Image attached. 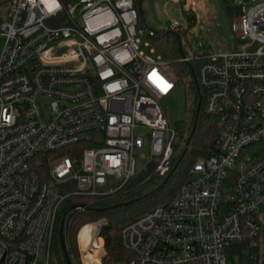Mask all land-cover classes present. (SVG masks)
I'll return each mask as SVG.
<instances>
[{
    "label": "built area",
    "instance_id": "obj_1",
    "mask_svg": "<svg viewBox=\"0 0 264 264\" xmlns=\"http://www.w3.org/2000/svg\"><path fill=\"white\" fill-rule=\"evenodd\" d=\"M249 2L231 27L238 42L230 52L177 59L196 63L216 135L170 203L121 227L131 257L122 264H264V0ZM184 6L195 19L194 2ZM142 23L134 0L7 1L0 264H50L66 202L116 193L149 165L168 175L176 132L161 101L176 84L153 56L156 32ZM181 31L172 22L159 33ZM107 225L101 218L80 228L71 264H103ZM100 249L101 258H84Z\"/></svg>",
    "mask_w": 264,
    "mask_h": 264
},
{
    "label": "trees",
    "instance_id": "obj_2",
    "mask_svg": "<svg viewBox=\"0 0 264 264\" xmlns=\"http://www.w3.org/2000/svg\"><path fill=\"white\" fill-rule=\"evenodd\" d=\"M140 1V0H139ZM138 3H135L137 8L138 20L142 21L138 9ZM187 28L194 24L193 21H186ZM158 39L155 41V51L164 59L177 60L180 55L177 51V46L174 37L170 33L158 34ZM180 38V36H179ZM174 72V82L178 83L183 77L187 81L186 92L189 96L188 110L193 109L192 119L195 115V109L199 102L198 114L195 122L194 132L186 145V150L183 157L179 159L180 152L174 156V151L170 161V176L165 182V177H158L153 174V165H149L145 171L140 173L136 178L131 179L116 193L102 197H85L82 199H73L62 206L58 214V219L55 228V235H58L60 222L62 217L67 213L65 221V235L67 239L68 254L72 257H78L77 234L83 225L95 222L100 218H106L108 225L101 231V237L104 241L105 255L102 257L103 264H122L128 261L131 257L123 248L120 230L121 227L135 219L137 214L128 212L132 207L139 206L140 209L145 205H154L153 203L163 202L170 203L177 195L184 180L188 177V172L191 165L199 157H206L211 153V146L216 135L215 123L204 114L203 96L198 87H195L194 80L196 78V63H172ZM191 123L180 125V129H176V136L182 138L183 145L190 132ZM173 169V170H172ZM130 205H127L130 203ZM85 207L84 209L73 207ZM141 212V211H140ZM140 214H138L139 216ZM52 253L60 254V247L56 241V236L52 244Z\"/></svg>",
    "mask_w": 264,
    "mask_h": 264
},
{
    "label": "rangeland",
    "instance_id": "obj_3",
    "mask_svg": "<svg viewBox=\"0 0 264 264\" xmlns=\"http://www.w3.org/2000/svg\"><path fill=\"white\" fill-rule=\"evenodd\" d=\"M138 1L139 0H134V4L138 3ZM186 1L188 0H181L179 2H175V0H140L138 9L143 22V28L146 31L147 28H151L154 32H162L167 31L172 22L181 26L182 31L179 33L181 50L186 57H191L193 55L200 56L209 53L220 54L230 52L233 48L232 46L238 42L237 39L233 38V33L230 29V19L234 15H239L243 7H249L251 5L249 0H191L195 4V19H191L194 24L188 28L186 24L188 19L183 15V11L186 10L184 6V2ZM157 39L158 36L156 34L151 37V48L154 49V40ZM141 41L147 42L148 40L143 38ZM141 49L147 51V49ZM155 54L158 53L155 51L153 56H155ZM161 58L163 61H166L164 70L174 75V69L171 64L176 63L177 60L171 61L163 57ZM187 81H189V78L186 79L185 77L179 80L173 92L161 101V106L167 113L168 123L174 130L180 129L181 124L187 125L192 123L193 109L191 108L190 111L188 110L189 96L186 92ZM182 146V138L176 136L173 145L174 156L180 152ZM136 177L137 176L134 178ZM153 204L152 206L145 205L141 209L139 206L132 207L127 216L130 214H137L138 212V214H142L155 206L163 204V202L158 203L157 201ZM260 213L264 219V205ZM138 214L136 216H138ZM102 251L103 249H100L96 251L94 255L85 253L84 258H89L90 256L101 258ZM50 264H65L61 252L59 255L51 254Z\"/></svg>",
    "mask_w": 264,
    "mask_h": 264
},
{
    "label": "water",
    "instance_id": "obj_4",
    "mask_svg": "<svg viewBox=\"0 0 264 264\" xmlns=\"http://www.w3.org/2000/svg\"><path fill=\"white\" fill-rule=\"evenodd\" d=\"M158 34H165V33L156 32V35H158ZM171 35L174 37L175 42H176V46H177V51H178L180 57H182L183 53H182V50H181V41H180L179 35L178 34H171ZM194 83H195V87H197L195 80H194ZM198 108H199V102L197 103V106H196V109H195V115H194L192 123H191L190 132H189V134H188V136H187V138L185 140V144L183 145L182 152L180 153L178 160H180L183 157L184 152L186 150V145L189 142V140H190V138H191V136H192V134L194 132L195 122H196V118H197V114H198ZM169 176H170V174H168L165 177V182L169 178ZM130 204H131V202L128 203L127 205H130ZM74 208L76 209V208H85V207H82V206L81 207H73L72 209H74ZM67 213L61 219L59 233H58V238H59V245H60V249H61V252H62V255H63V259L65 261V264H71V260H70V257H69V254H68V250H67V244H66V241H65V235H64V230H65L64 228H65V221H66Z\"/></svg>",
    "mask_w": 264,
    "mask_h": 264
},
{
    "label": "crops",
    "instance_id": "obj_5",
    "mask_svg": "<svg viewBox=\"0 0 264 264\" xmlns=\"http://www.w3.org/2000/svg\"><path fill=\"white\" fill-rule=\"evenodd\" d=\"M7 1L8 0H0V17H2L6 11V8H7ZM240 14L239 15H234L233 17H231L230 19V22H231V27L233 24H235L239 18ZM230 27V29H231ZM234 38V36H233ZM233 47V46H232Z\"/></svg>",
    "mask_w": 264,
    "mask_h": 264
}]
</instances>
